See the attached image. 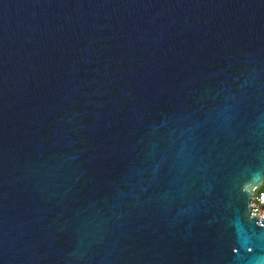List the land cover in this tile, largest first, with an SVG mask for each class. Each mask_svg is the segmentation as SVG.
Here are the masks:
<instances>
[{"label":"water","instance_id":"obj_1","mask_svg":"<svg viewBox=\"0 0 264 264\" xmlns=\"http://www.w3.org/2000/svg\"><path fill=\"white\" fill-rule=\"evenodd\" d=\"M264 0H0V264H264Z\"/></svg>","mask_w":264,"mask_h":264},{"label":"built area","instance_id":"obj_2","mask_svg":"<svg viewBox=\"0 0 264 264\" xmlns=\"http://www.w3.org/2000/svg\"><path fill=\"white\" fill-rule=\"evenodd\" d=\"M249 215L264 219V181L254 188Z\"/></svg>","mask_w":264,"mask_h":264}]
</instances>
